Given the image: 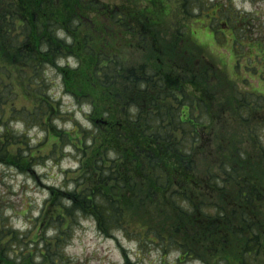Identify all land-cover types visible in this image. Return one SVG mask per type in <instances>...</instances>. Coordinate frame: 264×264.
<instances>
[{
	"label": "trees",
	"instance_id": "obj_1",
	"mask_svg": "<svg viewBox=\"0 0 264 264\" xmlns=\"http://www.w3.org/2000/svg\"><path fill=\"white\" fill-rule=\"evenodd\" d=\"M78 1L0 0L1 165L30 174L29 168H34L33 165L43 157L37 158L39 151L30 145L27 133L15 130L9 124V118L42 128L48 134L44 144L52 139L46 153L51 159H58L57 149L62 146L63 151L67 145L81 156L76 170L78 176L71 179L73 187L70 189L67 183L65 187L49 188L39 216L34 220L37 231L43 228L41 235L24 233L27 239L24 238L23 233L7 224L9 220L4 216V210L0 211V264H16L12 255L22 256L21 264H72L64 250L68 240L73 238L74 227L84 218H92L98 230L107 237L121 232L125 237L134 238L141 248L144 245L160 247L162 251L176 248L181 262L192 258L189 253L196 245H204L207 254L213 253L206 241L219 229L224 231L232 220L224 210L219 213L216 210L214 215L202 214L209 204L203 198H207L209 192H223L232 180L238 185L240 181L248 186L262 187L263 184L255 174H247L250 173L248 169L241 174L236 169V162L235 166L226 163L232 158L227 150L225 153V139L220 134L211 131V137H215L211 140L213 145L210 141L201 145L202 132L209 128V124L202 121L204 116L215 122L228 117L227 113L222 114L224 111L219 113L221 102H217V95L210 90L212 84L215 86L218 74L203 66L187 67L185 54L171 62L157 60V71L150 63H138L126 71L120 59L111 57L103 45L88 47L84 52L87 72L65 69L64 77V84L73 95L87 97L92 109L97 108L94 116L106 115L104 122L109 130L103 135L99 132V144L88 153L87 141L95 144L98 137H84L86 130H81L80 126L70 132H63L56 124L53 126L58 107L50 100L46 88L37 91L39 87L32 79V73L45 64L42 60L66 58L77 49V37L66 44L59 37L53 39L50 32L61 28L62 23L80 21L82 6ZM98 8L102 13L111 12L105 7ZM210 8L216 10L218 18L206 12ZM123 10V16H116L117 11H114L111 18L119 23L122 19L126 24L129 15L125 8ZM203 15H207L211 23L222 17L227 25L228 22L233 26L241 24V30L251 25L248 16L234 8L233 0H143L132 17L135 20L128 23L135 25L144 44L150 37L149 42L153 40L160 45L162 37L170 40H174V36L188 37L187 23L176 28V34L171 32L179 17L189 20ZM234 34L236 41L238 35L235 31ZM196 54L192 51L187 56L192 59ZM34 62H38L37 66L32 64ZM31 66H34L32 70ZM92 72L102 89L97 92L96 99L86 96L84 90L93 78ZM17 84L26 93L33 88L36 110L27 107L24 110L7 109L8 95L19 94ZM188 84L195 88L198 96L193 97L186 91ZM235 98L236 110L243 117L251 109L264 110V104L257 106L259 102H253L262 100L254 95L235 92ZM128 104L134 115L126 114ZM255 128L259 129V126ZM252 139L260 147L264 159V144L256 129L252 131ZM205 149L209 153L203 155ZM29 150L32 153L28 155ZM237 154L238 157L241 155ZM203 158L210 159L205 173L207 181L202 177L201 180L196 172ZM214 164H218L217 167ZM240 195L247 202L255 198V193L248 191L245 185ZM193 212L194 216L191 215ZM234 214L231 213L233 218ZM50 230L54 235L49 239L45 234ZM250 232L243 254L237 256L240 264H253L260 251L257 236L264 234L255 229ZM137 255L140 257L139 252Z\"/></svg>",
	"mask_w": 264,
	"mask_h": 264
},
{
	"label": "rangeland",
	"instance_id": "obj_2",
	"mask_svg": "<svg viewBox=\"0 0 264 264\" xmlns=\"http://www.w3.org/2000/svg\"><path fill=\"white\" fill-rule=\"evenodd\" d=\"M142 2L143 0H79L78 3L82 6L80 21L72 24L62 23L61 28L51 30L50 36L53 34V39L59 37L67 44L77 37L80 45H76L77 49L73 50V55L65 56L66 58L42 60L45 64L32 73L33 83L39 87V89L36 88L37 91L40 92L46 88L47 95L51 98L49 99L53 100L58 107V116L54 118L52 125L56 124L57 128L63 132L73 131L80 126L81 130H86L84 137L90 139L93 135L97 136L95 144L91 140L87 141L86 151L88 153H91L95 145L99 144L101 140L99 132L103 135L106 130H109L105 127L106 115L99 113L94 116L97 108L92 109L87 97L80 98L73 95V91L68 90L70 88L64 84L65 69L78 70L83 74L87 72L88 66L85 60L87 55L84 52L88 47L103 45L111 57L116 56L120 59L126 71L127 68H133L138 63H150L157 71V60L171 62L173 58H181L185 54L187 60L184 64L187 67L203 66L204 69L209 68V71L218 74L219 78L215 77V86L212 84L210 90L217 95L215 96L217 102H221L219 113L224 111L222 114L227 113L228 115V117L220 118L219 121L216 119V122L204 116L202 121L208 123L209 128L202 132L203 144L201 145L209 141L210 145H213L211 140L215 137H211V131L220 134V137L225 139V153L227 150L229 157L232 158L226 163L234 165L236 162V169L241 174L248 169L250 173L247 174H255L263 184H261L262 187L257 184L248 186L240 181L238 185L232 180V184H228L223 192H209L207 198H203L209 204L202 214L214 215L216 210L218 213L224 210L232 220L227 223L224 231L223 228L219 229L217 234L212 233L206 241V244L214 251L213 253L207 254L204 245H196V248H190L189 256L192 258L181 262L178 258L179 251L176 248L170 251H162L160 247L148 245L141 248L139 242L127 235L125 237L121 232L107 237L98 230L92 218H84L79 225L74 227L73 238L68 240L64 253L73 261L72 264H240L237 256L243 254L242 251L246 248L245 243L250 239V231L255 229L264 234V169H262L264 159L260 154V147L252 139V131L256 129L264 144V110L256 111L254 108L246 117H243L235 107L237 89L245 93L258 91L264 98V0H233L234 8L250 19V28L241 30V24L233 26L229 22L227 25L222 17L213 21L214 28L209 26L207 15L189 20L179 17L178 22L173 24L171 32L176 34V28L183 25L182 23H187L190 31L188 37L185 39L174 36V40H170L160 35L163 39L160 45L153 43V40L149 42L150 37L144 44L135 25L131 26V23H128V21L135 20L132 17H135L136 9L142 5ZM98 7L108 8L111 12L102 13ZM123 7L129 15L126 24L122 19H119L121 22L119 23L111 18L114 11H117L116 16H123ZM208 11L211 16L219 17L216 10L210 8L206 12ZM234 31L238 37L233 44ZM214 32L216 38L213 36ZM234 45L238 53L234 50ZM192 51L198 54L191 59V56L187 55ZM32 64L37 66L38 62ZM33 68L34 66H31V70ZM92 77L89 84L84 86V90L87 93L86 96L96 99L97 92L102 89L98 87L99 80L94 72H92ZM17 88L19 94L10 93L8 95L10 102L7 104V109L17 107L19 110H24L27 107L36 110L37 103L33 101V92H31L33 88L29 89V93L20 90L19 84ZM194 89L190 84L186 87V91L193 97L198 96ZM114 90L120 91L121 89L114 88ZM263 104L264 101L261 100L257 106ZM131 107L130 104L127 105L126 114L134 115ZM8 122L15 130L21 133L26 132L31 139L30 145L39 151L36 154L37 158L42 155L43 157L38 159L39 162L36 165H33L34 168H29L32 172L30 174L10 169L0 163V211L4 210V216L9 220L7 224H11L16 231L23 233L24 238H26L24 233L33 236L37 233L41 235L43 228L37 231L34 220L39 216L49 188L65 187V184L69 183L68 187L71 189L73 187L71 179L78 176L76 170L80 166L81 156L73 147L67 145L63 151H61L62 146L57 149L58 159H51V156H47L46 153L50 149L52 139L44 144L48 139V134L42 128L31 122L15 118H9ZM256 125L259 129L255 128ZM0 130L2 131L1 124ZM71 133L74 135V132ZM34 146H39V148ZM214 148L217 146L215 145ZM30 152L32 153L29 150L26 154L29 155ZM237 152L241 154L239 157ZM207 153L209 151L205 149L203 155ZM209 162V158H203L199 163L200 169L196 171L198 177L204 178V181H207L205 173L206 168L210 166ZM217 165L214 164L215 167ZM219 176L221 177L222 173ZM244 185L248 191L255 193L254 200L247 202L242 199L240 190L244 189ZM232 212H235L234 218L231 215ZM191 215L194 216V212ZM45 235L50 239L54 232L50 230ZM257 237L260 251L253 264H264V235ZM11 257L12 260L15 258L16 264L22 263V256L12 255Z\"/></svg>",
	"mask_w": 264,
	"mask_h": 264
}]
</instances>
